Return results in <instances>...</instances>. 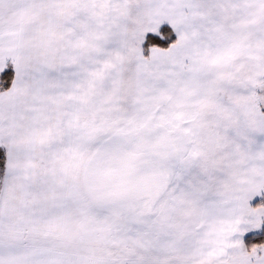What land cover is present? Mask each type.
<instances>
[{
	"label": "snow or ice",
	"instance_id": "1",
	"mask_svg": "<svg viewBox=\"0 0 264 264\" xmlns=\"http://www.w3.org/2000/svg\"><path fill=\"white\" fill-rule=\"evenodd\" d=\"M0 264H264V0H0Z\"/></svg>",
	"mask_w": 264,
	"mask_h": 264
}]
</instances>
